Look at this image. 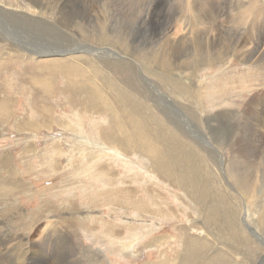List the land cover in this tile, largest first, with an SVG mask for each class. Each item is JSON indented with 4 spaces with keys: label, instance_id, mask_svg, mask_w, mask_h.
Listing matches in <instances>:
<instances>
[{
    "label": "rangeland",
    "instance_id": "obj_1",
    "mask_svg": "<svg viewBox=\"0 0 264 264\" xmlns=\"http://www.w3.org/2000/svg\"><path fill=\"white\" fill-rule=\"evenodd\" d=\"M261 1L244 19L247 0H0V100L9 105L0 157L10 155L28 187L0 196V254L10 264H264ZM61 67L90 90L104 87L97 102L106 91L124 107L115 116L80 108ZM49 75L54 87L41 92L34 79ZM38 109L39 127L19 126L40 121ZM130 117L144 135L125 153L104 136L121 123L131 140ZM147 143L200 186L153 171ZM0 170L1 185L12 178ZM44 204L66 219L91 218L67 228L41 213Z\"/></svg>",
    "mask_w": 264,
    "mask_h": 264
},
{
    "label": "bare ground",
    "instance_id": "obj_2",
    "mask_svg": "<svg viewBox=\"0 0 264 264\" xmlns=\"http://www.w3.org/2000/svg\"><path fill=\"white\" fill-rule=\"evenodd\" d=\"M28 1V0H27ZM36 1L37 0H30V2H33V4H37L36 3ZM39 1V0H38ZM76 2H77V0H76ZM39 3V2H38ZM200 3V2H199ZM258 3H262L263 4V2L261 1V0H247V3L245 4V6H244V8H243V12L245 13V15H244V19H247V17H248V15H249V13L251 12V10H254V12H252V13H255V9H256V5L258 4ZM73 4V3H72ZM87 4V3H86ZM2 5V4H1ZM38 5V4H37ZM81 5H82V3H81ZM62 6V5H61ZM80 6V5H79ZM208 6V5H207ZM26 7H28L29 8V6H26ZM37 7V9H42V7H41V4L39 5V6H36ZM84 7L85 6H80L79 8L78 7H76L78 10H83L84 9ZM15 9V8H14ZM86 10V9H85ZM203 10V9H202ZM8 11V10H7ZM18 11V10H17ZM20 11V10H19ZM43 11V10H42ZM51 11V10H50ZM160 13V12H159ZM243 14V13H242ZM96 16V15H95ZM201 16V15H200ZM144 18V17H143ZM205 19V18H204ZM230 19H231V17H230ZM243 19V20H244ZM24 20V19H23ZM245 21V20H244ZM92 23V22H91ZM75 24V23H74ZM84 25V24H83ZM92 27V26H91ZM38 29V28H37ZM63 30V29H62ZM110 30V29H109ZM44 31V30H43ZM64 31V30H63ZM123 31V30H122ZM113 35V34H112ZM146 35V34H145ZM148 36V35H147ZM238 36V35H237ZM102 38H104V37H102ZM141 38V37H140ZM154 38V37H153ZM105 39V38H104ZM240 39V38H239ZM122 41H123V39H122ZM241 41V40H240ZM143 42V41H142ZM206 42V41H205ZM186 43V42H185ZM152 44V43H151ZM162 44V43H161ZM228 44V43H227ZM233 44V43H232ZM120 45V44H119ZM146 45V44H145ZM226 45V44H225ZM147 47V46H146ZM203 47V46H202ZM248 47V46H247ZM224 48V47H223ZM203 49V48H202ZM206 49V48H205ZM208 49V48H207ZM46 50V49H45ZM110 50V49H109ZM220 50V49H219ZM261 50V49H260ZM2 51V50H1ZM64 51V50H63ZM66 51V50H65ZM217 52H218V49L216 50ZM221 51V50H220ZM226 52L227 51H229V53H230V50H225ZM3 52V51H2ZM10 53V52H9ZM8 52H4L3 54H9ZM200 53V52H199ZM202 53V52H201ZM220 53V52H219ZM222 53V52H221ZM196 54V53H195ZM222 54H224V53H222ZM230 55V54H229ZM247 55V54H246ZM260 55V56H259ZM2 56V55H1ZM56 56V55H55ZM208 56V55H207ZM250 56L251 57H254V56H259V57H257V59H260L261 57H263V54H262V52L261 53H251L250 54ZM189 57H191V56H189ZM159 59V58H158ZM188 59V58H187ZM187 59H184V60H186L187 61ZM225 59H226V57H225ZM255 59V58H254ZM170 60V59H169ZM189 60V59H188ZM191 60V59H190ZM218 60V59H217ZM148 62V61H147ZM175 62V61H174ZM182 62V61H181ZM185 62V61H184ZM171 62L169 61V64H170ZM179 63V62H178ZM177 63V64H178ZM191 63V62H190ZM189 63V64H190ZM194 62H192L191 64H193ZM181 64V63H180ZM182 64H183V62H182ZM153 65V64H152ZM176 65V64H175ZM155 66V65H154ZM168 67H170L169 65H167ZM171 67H173V66H171ZM186 67V66H185ZM62 68H64V67H61L60 69H59V71L61 72V73H63V79H64V86H63V89H64V91L67 93V94H69L71 97H72V100L75 102V104H77L80 108H82V109H88L89 111H101V110H103V108L104 109H107V110H109V111H111V113H112V115H114L115 116V113H114V111L115 110H119V109H121V108H123L124 106H123V104L122 103H120L119 101L121 100H117V99H115V98H113L112 97V95H111V93L110 92H106L105 91V94L103 93V96H104V101L101 103H99V102H97L96 101V99H97V95L98 94H101V93H97V91H99V92H103L104 91V87H102V86H95V85H92V86H94L95 87V90H90V89H88V87H91V86H89L88 84L86 85V84H84V86H82L80 83H78L77 81H75V82H73L72 81V78H74L71 74L69 75L68 73H66V75H64V73H65V71L62 69ZM191 68V67H190ZM147 69V68H146ZM161 69H162V67H161ZM192 69V68H191ZM65 70H66V68H65ZM79 70H81V69H79ZM155 70V69H154ZM163 70V69H162ZM177 70V69H176ZM181 70H183V69H181ZM217 70V69H216ZM70 71H72V70H70ZM147 71V70H146ZM175 71V70H174ZM75 72H77V71H75ZM168 72V71H167ZM79 73V72H78ZM53 75H55V74H53ZM191 75H192V73H191ZM55 77H52L51 75H49V76H47L46 78H44V77H41V76H36V78L34 79V81L35 82H37V83H39L40 85H38V88H39V90L42 92V91H44V92H46V93H48V92H50L51 90H52V88L54 87V84H55V82H54V84H53V81L55 80L54 79ZM167 78V77H166ZM176 78V77H175ZM170 79V78H169ZM169 79L167 78V80H168V82H169ZM171 80V79H170ZM173 80V79H172ZM176 81V80H175ZM174 81V82H175ZM83 82V81H82ZM178 83H180V82H178ZM176 84V83H175ZM191 84V83H190ZM180 85V84H179ZM178 85V86H179ZM197 85V84H196ZM85 86H87V87H85ZM181 86V85H180ZM183 87V86H182ZM177 88V87H176ZM195 89V88H194ZM188 91H189V94H195L194 93V91H196L197 92V89L196 90H193L192 88H188ZM100 96V95H99ZM102 96V97H103ZM8 98V97H7ZM96 98V99H95ZM4 99H6V97L5 98H1V100H0V110H8V108H9V105H8V103H6V101H7V99H6V101H3ZM9 99V98H8ZM99 99V98H98ZM101 99H103V98H101ZM264 99V98H263ZM255 100V99H254ZM255 102V101H254ZM100 104V105H99ZM118 104H120V105H118ZM101 105H102V107H101ZM106 106V107H105ZM100 107H101V109H100ZM39 110V109H38ZM37 110V111H38ZM40 110H41V108H40ZM40 110H39V112H40ZM43 111V110H42ZM247 111V110H246ZM120 112V111H119ZM39 114V116H41L40 118H41V120L39 121V118H37V119H35V121L33 120V121H31V122H29V120H28V118H26V119H24L23 121H19V126L20 127H26L27 129H33V130H35L37 127H39L40 126V124H41V122L43 121V117H44V115L45 114H43V112H40V113H38ZM262 115V114H261ZM4 118H5V116H4ZM32 120V119H31ZM39 121V122H38ZM247 121V120H246ZM256 121V120H255ZM38 122V123H37ZM130 122L132 123V124H129L128 123V125H131L132 127L131 128H129V130H130V132L132 133V139L130 140V139H128V137H127V134H126V132L124 131V129H123V126L121 125V123L120 124H118L119 126H117V127H115V131H112V130H110L109 132H107V134L104 136L105 137V139H106V142L111 146H113V147H115L116 149H118V151H122V152H125V151H127V149H129L130 150V148L131 147H135V146H138V147H140V140L138 139L139 138V135H144V133L142 132V130H141V128H140V126H139V122H137V120L134 118V117H130ZM49 124V123H48ZM211 124V123H210ZM262 127V126H261ZM208 128V127H207ZM23 130V129H22ZM117 130H119L120 132H122V135H118V133H120V132H118L117 133ZM118 135V136H117ZM78 138H79V136H77ZM81 138V137H80ZM104 139V140H105ZM81 140V139H80ZM78 143V142H77ZM83 143V142H82ZM151 143V142H150ZM150 143H147V147H148V151H149V153H151L152 154V159H154L152 162H151V165H152V168H153V171H155L156 173H158L161 177H163L164 179H166V180H168V181H172V182H177L178 181V177H179V181H178V183H179V185H180V187L182 188V186L183 187H185V186H187L188 185V187L186 188V189H191V187H192V185L193 186H197V187H199L200 185L199 184H197L196 182H195V177L194 176H192V175H190V176H188V177H186V176H184L182 173H181V171L180 170H178V177L176 176V174L170 169V166H169V163L167 162V161H163L162 159H161V157H160V153H159V150H158V148L155 146V145H152V144H150ZM84 144V143H83ZM142 144V143H141ZM142 146V145H141ZM137 147V148H138ZM57 148V147H56ZM81 148V147H80ZM32 149H34V144L32 143V144H28V146H27V151H29V150H31L32 151ZM140 149V148H139ZM89 150V149H88ZM128 150V151H129ZM56 151V150H55ZM54 151V152H55ZM127 151V152H128ZM53 152V153H54ZM140 152V151H139ZM175 152V151H174ZM55 153H57V151L55 152ZM126 153V152H125ZM130 153V152H129ZM140 154V153H139ZM172 155V154H171ZM167 156H168V159H169V161L171 162V163H173V167H175V165H176V161H175V163L171 160V158H170V156H169V154L167 153ZM241 158V157H240ZM173 159V158H172ZM186 159V158H185ZM12 159H11V157H10V155L6 152V153H4L3 154V156H1L0 157V167L2 168V169H6L8 172H9V175L11 174V180H9V176L4 180V181H2V184L0 185V196L3 194V195H7V196H11V195H13V193H17V192H22V191H25L28 187L25 185V181L23 182V181H21V177L19 176V173L17 174L16 172H15V170L13 169V166H12ZM57 162L56 161H52L50 164H49V166L54 170V169H56L57 168ZM103 170V169H102ZM1 171V170H0ZM6 171V172H7ZM101 172H103V171H101ZM102 174V173H101ZM110 177V176H109ZM111 178V177H110ZM2 185H5V187H2ZM192 190V189H191ZM258 191V190H257ZM125 192L127 193V194H131V193H133L134 191L132 190V189H126L125 190ZM186 192H188L187 190H186ZM2 193V194H1ZM189 193V192H188ZM196 194V193H195ZM192 195V194H191ZM6 196V197H7ZM3 197V196H2ZM124 197V196H123ZM10 198V197H9ZM115 198H117V196L115 197ZM199 198H201V200H202V196L201 197H199ZM117 199H119V198H117ZM129 199V198H128ZM128 199H126L127 201H128ZM135 199V198H134ZM124 200V199H123ZM126 200H124V201H126ZM70 201V200H69ZM71 201H73V200H71ZM121 201V200H120ZM131 201V200H130ZM74 202V201H73ZM116 202V201H115ZM224 202V201H223ZM66 203V202H65ZM124 203V202H123ZM52 204V203H51ZM130 204V203H129ZM75 204L74 203H72V202H69V205H67V208H69V210L72 212V214L73 215H75L76 214V208L77 207H75L74 206ZM44 207H43V210L41 211V213H52L53 215H54V217H57L58 219H60L59 221L61 222V223H64L65 224V226L67 227V228H72L74 225H75V223H77V222H79L80 220H82V221H86V220H89L91 217H88V216H86V217H82V218H80V219H76V217L75 218H69V219H66V218H63V217H61L59 214H57V211L55 210V208L53 207H51V206H49L48 204H44L43 205ZM77 206V205H76ZM134 207L136 206V205H133ZM133 207V208H134ZM56 208H58V207H56ZM40 210V209H39ZM92 210V209H91ZM5 211V210H4ZM211 211V210H210ZM40 212V211H39ZM155 212V211H154ZM78 213V212H77ZM210 213V212H209ZM6 214V213H5ZM42 215V214H41ZM40 215V216H41ZM88 215V214H87ZM5 216V215H4ZM7 217V216H6ZM20 217V216H19ZM18 217V218H19ZM2 218H4V217H2ZM10 218H12L11 216H10ZM7 219V218H6ZM2 220V219H1ZM21 220H23L22 218H20V220H16V222L17 223H19L18 225L19 226H22L23 224H22V221ZM94 220H96V222H98V218H94ZM8 221H12V220H8ZM7 222V221H6ZM104 221H102L101 223H103ZM220 222V221H219ZM100 223V222H99ZM262 224V223H261ZM119 227V226H118ZM16 228V227H15ZM115 228V227H114ZM109 229V228H108ZM132 229V228H131ZM111 234H112V237H115L116 235H118L119 233L116 231V230H114V229H112L111 231ZM212 236V235H211ZM116 238V237H115ZM8 239V238H7ZM192 239V238H191ZM1 240V242H0V246L2 247L3 245L4 246H6V240L5 239H0ZM150 243V242H149ZM121 245H122V247H123V249L125 248V250L126 249H128L130 246L128 245V244H130V243H126V242H122V243H120ZM207 247V246H206ZM209 247V246H208ZM5 248V247H4ZM208 249V248H207ZM9 250V248H7V251ZM101 252H102V250H100ZM5 252L6 251H4L2 254H0V264H10L9 263V259H7L6 258V256H4V254H5ZM37 252V251H36ZM205 253V252H204ZM213 254V253H212ZM202 255V254H201ZM99 256V255H98ZM55 257V256H54ZM100 257V256H99ZM95 258V257H94ZM196 258V257H195ZM47 259V258H46ZM56 260H58L57 258H56ZM199 260V259H198ZM50 261H51V259H50ZM104 260H101V262L103 263V264H107L105 261L103 262ZM47 263V262H46Z\"/></svg>",
    "mask_w": 264,
    "mask_h": 264
}]
</instances>
